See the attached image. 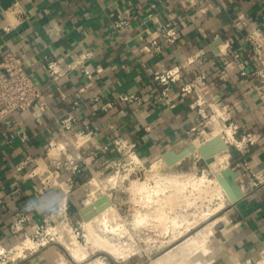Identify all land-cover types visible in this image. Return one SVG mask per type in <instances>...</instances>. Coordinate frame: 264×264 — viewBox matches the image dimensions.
Returning a JSON list of instances; mask_svg holds the SVG:
<instances>
[{
  "label": "crops",
  "instance_id": "0c3cea01",
  "mask_svg": "<svg viewBox=\"0 0 264 264\" xmlns=\"http://www.w3.org/2000/svg\"><path fill=\"white\" fill-rule=\"evenodd\" d=\"M19 1L30 18L7 32L6 10L15 0H0V53L11 50L24 59L35 83L44 89L47 106L0 116V241L8 246L17 240L12 224L22 216L29 233L43 223L49 242L28 251L26 258L4 264H108L103 256L82 260L95 250L80 244L82 226L87 223L80 209L97 197V179L116 168L110 163L127 159L114 142L117 137L135 143L143 162L190 144L189 131L197 124V110L192 107L197 95L186 94L181 85L194 77L193 66L209 71L212 82L206 95L230 103L240 125L236 139L244 131L261 135L241 150L231 146L230 161L247 160L253 171L264 169V108L256 93H246L258 82L251 59L255 52L246 36L252 26L264 31V0H196L199 6L191 10L174 0H163L155 8L150 6L152 0ZM204 5L209 10L203 13L199 8ZM168 19L178 22L180 37L172 43L160 39L161 51L143 50L151 42L149 33ZM216 40L220 42L213 47ZM227 42L228 52L241 55L226 69L223 48ZM83 52L93 56L77 65ZM52 60L67 71L56 81L48 72ZM172 66H180L183 75L171 84L167 102L158 98L164 87L155 71ZM84 85L86 91L81 90ZM131 93L142 95V102L120 97ZM108 102L113 105L105 110ZM86 132L87 139L81 140ZM53 145L59 171L46 160L44 171L20 178L17 165L29 157L47 158L55 150ZM34 165L31 162L23 171L31 172ZM240 184L245 188L243 197L228 202L227 209L235 223L216 234L201 264H254L260 258L264 183L251 187L246 178ZM71 208L76 209L78 225L70 217ZM66 235L70 240L64 242L65 248L60 241ZM74 250L82 258L77 259Z\"/></svg>",
  "mask_w": 264,
  "mask_h": 264
},
{
  "label": "rangeland",
  "instance_id": "374dc122",
  "mask_svg": "<svg viewBox=\"0 0 264 264\" xmlns=\"http://www.w3.org/2000/svg\"><path fill=\"white\" fill-rule=\"evenodd\" d=\"M262 58H264V51H262ZM182 148H184L183 145L177 149ZM218 154L224 155L223 152ZM152 162H144L141 165L127 158L119 169H111L97 179V182H100L94 194L97 197L90 198L82 208L94 204L99 196L106 194L107 198L101 200V204L104 206L109 203L106 207L110 206V212L113 215L116 212V217L110 213V215L107 214L109 218L103 210L92 221L83 224L84 231L79 237L80 244L95 250L90 256L85 255L82 258L83 261L86 259V261H91L103 256L108 264L114 262L117 264H154L153 259L166 256L165 264H201L203 253L211 249L216 234L227 231L235 223L227 212L230 202L219 203L221 199L212 196L207 191L200 194L198 202L201 204L203 200L204 203L201 206L195 203L186 204L188 190H190V184L187 181H197L202 176L213 177L211 164H207L200 153L188 155L172 166H162L158 175L148 169ZM115 174L119 175L115 184L106 181L108 177ZM170 177L179 182L185 179L184 183L188 184L177 182L175 189V186L166 183ZM158 180L163 183L162 187L159 186ZM203 183L206 185L205 182ZM183 190L185 194H188L185 195L186 198L183 197L185 200L182 198L179 203L172 204V201H169L170 205H162L160 199L164 196L179 195ZM89 195L87 194L86 198ZM211 196L213 199H210ZM74 213L76 209L71 208L72 216L70 217L74 225H78L80 221ZM112 226L117 227L118 230L116 232L110 230ZM65 228L68 231L70 226ZM69 240L70 237L66 235L62 239L63 242H60L66 248L67 245L64 242H69ZM71 251L70 249L68 252Z\"/></svg>",
  "mask_w": 264,
  "mask_h": 264
},
{
  "label": "built area",
  "instance_id": "2783aa9c",
  "mask_svg": "<svg viewBox=\"0 0 264 264\" xmlns=\"http://www.w3.org/2000/svg\"><path fill=\"white\" fill-rule=\"evenodd\" d=\"M174 1L179 3L184 10H191L199 6L196 0ZM161 2H163V0H152L150 6L155 8ZM199 10L203 13L207 12L209 6H201ZM6 14L10 18L9 23L4 26V30L7 32L22 26V24L30 18L29 13L19 0H15L13 5L7 8ZM150 16L152 17L153 15L150 14ZM127 22L128 20L126 23ZM120 23L123 24V22ZM122 24L120 26H122ZM21 36L23 35L21 34ZM149 37L151 42L150 44L143 46V50L152 52L161 51L163 49V45L160 43L161 40L172 43L180 37L179 24L173 19H168L163 24L156 27L155 30L150 32ZM246 39L255 52V57H252L251 59L256 66L253 74L258 79V82H256L253 87L247 88L246 93H256L264 108V58H262V51H264V31L257 26H252L247 33ZM229 46L230 44L227 42L223 48V54L225 56L223 63L226 69L232 67L235 60L241 55L239 51L228 52ZM92 56L93 54L91 52H83L76 62L77 65L85 63L87 60L91 59ZM190 60L191 62H194L195 58H190ZM72 66L76 67L75 64ZM192 69L195 72L194 77L181 85L182 91L186 94L195 92L197 95V98L192 104V107L197 110V124L189 131L191 136L190 143L195 141L204 142L208 140V138L214 136L217 129L227 142L229 149L231 146L236 145L237 148L241 150L243 149L244 144L247 146V144L258 141L261 135L251 131H244L241 139H236L235 134L239 132L240 125L238 121L234 119L230 103L223 100H216L213 96H207V86L212 82L209 76V71L199 68L198 66H193ZM48 72L52 79L56 81L67 71L64 68H61L56 60H52L49 62ZM86 72L88 73V71ZM182 75L183 69L180 66L159 68L155 71V78L163 83L164 87L161 95L158 97L160 100L163 99L167 102L170 101L169 91L171 84L175 81H180ZM81 90L86 91L87 86L84 85ZM96 97L97 96H94L92 99L96 100ZM120 97L127 102H142L143 99V96L137 93L121 94ZM34 105L43 108L47 106L44 89L35 83L21 56L16 55L11 50L0 53V116H6L14 112H24ZM112 105L113 102H108L103 107L107 110V108L112 107ZM209 125H211V127H209ZM66 126L67 128H70L72 125L70 122H67ZM216 126H219L220 128H216ZM89 134L91 135V132H89ZM87 135L88 133L86 132L81 134L79 138L82 140L85 136L87 137ZM86 139L87 138H85V140ZM55 141L56 140L53 139V142ZM114 142L125 157L133 162L135 161L137 164L143 165L144 162L139 158L135 151V143L123 139L122 137H117ZM54 148L55 146L53 145L51 149L53 150ZM57 156L58 152L55 148L53 153L47 156V158H27L17 165L20 178L33 177L40 173V171H44L42 167L48 166L47 161L56 167V171L58 172L60 160H58L59 158ZM31 162L35 163L31 172L23 171V169L31 164ZM110 164H114L112 166L119 169L122 161ZM229 166L238 171L240 168H244L243 173L239 172L240 175L238 180L240 183H244L246 178L251 187H257L264 183V169L257 172L253 171L250 162L247 160H239L235 164L230 161ZM44 229L45 225L42 223L33 230V232L29 233L25 229L24 218H22V216L18 217L12 224L13 232L18 234L17 240L8 246L0 241V264H4V262L9 259L15 260L18 258H26L28 251L33 252L40 246L49 242L48 238H45L43 235ZM254 264H264V247L260 251V258Z\"/></svg>",
  "mask_w": 264,
  "mask_h": 264
},
{
  "label": "bare ground",
  "instance_id": "6f19581e",
  "mask_svg": "<svg viewBox=\"0 0 264 264\" xmlns=\"http://www.w3.org/2000/svg\"><path fill=\"white\" fill-rule=\"evenodd\" d=\"M217 132V131H216ZM220 134V133H219ZM214 135H217L216 133H214ZM221 135V134H220ZM203 144V142H200V141H195V150H193L189 155H191V154H193V153H200L199 151H198V147L199 146H201ZM220 152H223L224 153V157L222 156V155H219L218 153H220ZM220 152H218V153H216L215 155H214V160L211 162V163H209V164H211V166H212V168H213V172L214 173H212L213 174V177H206V176H202V177H200V179H198L197 181H187L190 185H189V189L190 190H188L189 191V195L188 194H185L184 192H185V190H183L179 195H175V196H172V197H167V195L166 196H164V198L163 199H160L159 197V199H160V201H161V203H162V205L163 204H166V205H170V203H168L169 201H172V204H175V203H179V201L181 202V199L183 198V197H185V195H188L187 196V198H186V204L187 205H192V204H196L197 206H201L202 204H204L203 203V200H202V203L201 204H199L200 202H198L199 200V197H200V194H202L204 191H207V193H211L212 194V196H216L217 198H220L221 199V202H219V203H226V202H229L230 201V198L228 197V194L226 193V188H225V186L222 184V182L217 178V174H221L226 168H228L229 167V157H230V151H229V148L228 149H225V150H223V151H220ZM198 155V154H197ZM225 160H226V162H225ZM180 162V161H179ZM226 163V165H225V163ZM166 165H168L167 164V162L165 161V159L161 156L160 158H157V159H154L153 160V162L151 163V165L149 166V171H151L153 174L155 173V174H157L158 175V171H159V169L163 166V167H165ZM160 174V173H159ZM152 175V174H151ZM152 176H154V175H152ZM119 177V175H117V174H115V175H111L110 177H108L107 178V182H109L110 184H115L116 183V181H117V178ZM124 177V176H123ZM159 177V176H158ZM169 177V176H168ZM167 177V178H168ZM164 179H165V177H164ZM187 179V178H186ZM177 182H179L178 180H174V179H172V177H170V179H167L166 180V183H167V185H171V186H175V184L177 185ZM185 182V179H184V181L182 180L181 182H179V183H182V184H188L187 182L186 183H184ZM203 182H205V184L208 186V190H206V188H207V186L206 185H204V183ZM237 182H238V180H237ZM239 183V182H238ZM158 184H159V186L160 187H162L163 186V183L162 182H159V180H158ZM240 184V183H239ZM97 185H100V182H97ZM105 185V184H104ZM113 186V185H112ZM186 186H188V185H186ZM185 186V187H186ZM206 187V188H205ZM240 187H241V189H242V185L240 184ZM182 188H183V186L181 187V190H182ZM156 189V188H155ZM175 189H176V186H175ZM245 189V188H244ZM244 189H242L243 191H244ZM148 191V190H147ZM187 191V192H188ZM107 193V192H106ZM175 194H176V192H175ZM178 194V193H177ZM199 195V196H198ZM211 196V198L210 199H213V197ZM183 200H185L184 198H183ZM222 200L224 201V202H222ZM160 201H159V203H160ZM184 202V201H183ZM159 203H158V206H159ZM161 203H160V205H161ZM104 204V203H103ZM185 204V205H186ZM195 205V206H196ZM165 206V205H164ZM172 206V205H171ZM220 206V205H219ZM110 207V206H109ZM108 206L104 209V214L106 213V215L107 214H109L110 215V208H109ZM162 208V207H161ZM113 209V208H112ZM112 209H111V211H112ZM115 209V208H114ZM164 209V208H163ZM162 209V210H163ZM173 210V209H172ZM112 212H115V210H113ZM160 213V212H159ZM158 213V214H159ZM164 213H165V211H164ZM112 215H113V213H111ZM115 214H116V212H115ZM113 215V216H115L116 217V215ZM160 214H162V212L160 213ZM99 215V214H98ZM109 215H107L109 218H110V216ZM111 215V216H112ZM168 215V214H167ZM187 215V214H186ZM107 217V218H108ZM159 217V216H158ZM106 218V217H105ZM108 218V219H109ZM112 218V217H111ZM118 218V217H117ZM113 219H114V217H113ZM199 219V218H198ZM118 220V219H117ZM145 220V219H144ZM143 220V221H144ZM111 221V220H110ZM87 222H89V221H87ZM145 222V221H144ZM146 223V222H145ZM90 224V223H89ZM109 224H111V223H109ZM113 224V223H112ZM141 224V223H140ZM111 226V225H110ZM88 227V226H87ZM110 230H112V231H114V232H116L118 229H117V227H114V226H112L111 228H109ZM187 229V228H186ZM90 231H92V230H90ZM93 232V231H92ZM119 232V231H118ZM98 236V235H97ZM110 243V242H109ZM77 251L78 250H74L73 251V254H74V256H76L77 257V259H79V258H82L81 256H79V255H77ZM117 252V251H116ZM117 254H119V253H117ZM166 256H160V257H158V258H156V259H153V263L154 264H165V262H166ZM101 261V260H100ZM82 262V261H81ZM100 263V262H99Z\"/></svg>",
  "mask_w": 264,
  "mask_h": 264
},
{
  "label": "water",
  "instance_id": "95a60500",
  "mask_svg": "<svg viewBox=\"0 0 264 264\" xmlns=\"http://www.w3.org/2000/svg\"><path fill=\"white\" fill-rule=\"evenodd\" d=\"M219 42L220 40H216L213 44V47L218 45ZM228 148L229 146L224 140L223 136L217 134L204 141L203 144L198 147V151L202 155V158L205 160V162L209 164L214 160V155L216 153ZM193 150H195V142L188 144L182 149L171 148L163 153L162 157L165 159L169 166H172L179 161L181 162ZM239 175V171L234 170L230 166L226 168L221 174H217V178L226 188V193L230 198V203L237 202L244 195V191L242 190L243 188L241 189L240 184L237 182ZM106 198V194H102L94 204H90L80 209V213L82 214L85 221H90L106 208V205H108L109 203H106L104 206L101 204V200H105Z\"/></svg>",
  "mask_w": 264,
  "mask_h": 264
}]
</instances>
